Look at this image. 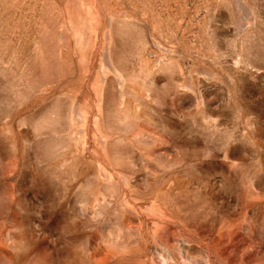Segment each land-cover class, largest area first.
I'll list each match as a JSON object with an SVG mask.
<instances>
[{
	"label": "rangeland",
	"instance_id": "374dc122",
	"mask_svg": "<svg viewBox=\"0 0 264 264\" xmlns=\"http://www.w3.org/2000/svg\"><path fill=\"white\" fill-rule=\"evenodd\" d=\"M0 264H264V0H0Z\"/></svg>",
	"mask_w": 264,
	"mask_h": 264
}]
</instances>
